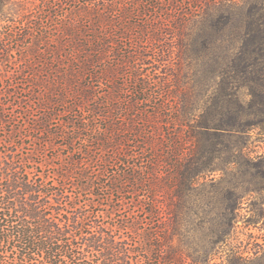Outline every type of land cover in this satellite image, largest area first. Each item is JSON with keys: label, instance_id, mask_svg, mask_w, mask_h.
<instances>
[{"label": "trees", "instance_id": "1", "mask_svg": "<svg viewBox=\"0 0 264 264\" xmlns=\"http://www.w3.org/2000/svg\"><path fill=\"white\" fill-rule=\"evenodd\" d=\"M253 143L264 0H0V264H227Z\"/></svg>", "mask_w": 264, "mask_h": 264}, {"label": "rangeland", "instance_id": "2", "mask_svg": "<svg viewBox=\"0 0 264 264\" xmlns=\"http://www.w3.org/2000/svg\"><path fill=\"white\" fill-rule=\"evenodd\" d=\"M255 132L253 140H256ZM251 144L244 148V152L255 156L256 152L262 157L250 161L241 160L240 163L231 164L225 171L214 172L216 180L221 186L233 189L240 194V203L237 210L238 221L235 224L231 238L233 258L227 264H264V145ZM222 197V193L218 197ZM203 206L209 209L210 214L220 210L218 206ZM240 257V262L234 259ZM217 259V262H220ZM242 262V263H241Z\"/></svg>", "mask_w": 264, "mask_h": 264}]
</instances>
